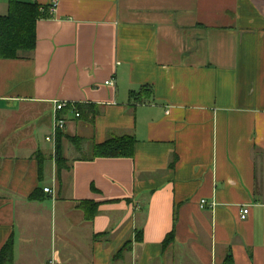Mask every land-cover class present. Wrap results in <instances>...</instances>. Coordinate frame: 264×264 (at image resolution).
Wrapping results in <instances>:
<instances>
[{"label":"crops","instance_id":"crops-1","mask_svg":"<svg viewBox=\"0 0 264 264\" xmlns=\"http://www.w3.org/2000/svg\"><path fill=\"white\" fill-rule=\"evenodd\" d=\"M50 13L34 53L0 60V252L12 240L14 264H264V0ZM55 102L74 106L54 139ZM122 136L134 157L92 158Z\"/></svg>","mask_w":264,"mask_h":264},{"label":"trees","instance_id":"trees-1","mask_svg":"<svg viewBox=\"0 0 264 264\" xmlns=\"http://www.w3.org/2000/svg\"><path fill=\"white\" fill-rule=\"evenodd\" d=\"M52 14L47 7H43L35 2H22L20 0H9V9L7 15L0 16V60L19 59L34 53L37 45V23L42 19L51 18ZM147 90L146 87L142 91ZM150 92V90H147ZM141 93L132 92L134 101L139 102ZM83 114L81 105L76 108ZM61 134V132H59ZM58 133V134H59ZM56 145V163L60 169L68 167L67 160L62 153L61 136L58 135ZM70 141L76 146L81 140L70 138ZM92 158H132L135 153V139L132 136L111 137L106 142L94 145L92 149ZM40 190L31 195L32 200H38ZM87 210L88 220H92L98 213V205L89 202H80L79 208ZM169 234L165 244L173 239ZM138 239L142 237L139 234ZM0 264H14V244L10 240L0 252ZM225 264H233L232 256H229Z\"/></svg>","mask_w":264,"mask_h":264},{"label":"built area","instance_id":"built-area-1","mask_svg":"<svg viewBox=\"0 0 264 264\" xmlns=\"http://www.w3.org/2000/svg\"><path fill=\"white\" fill-rule=\"evenodd\" d=\"M62 0H50V11L51 12H55L58 4L61 2ZM74 106L72 104H69L67 102H55V119H54V134L53 137L54 138L59 132H64L67 129V120L63 117L60 116L61 112H64L65 109L68 106ZM75 110V116L77 118H79L81 116L80 112L77 109ZM52 138H49L48 140H52ZM55 139V138H54ZM46 193H52V191L49 188L45 189ZM206 203V201H202V206H204ZM242 215L241 218L242 219H246L248 213H249V209L248 208H244L242 211Z\"/></svg>","mask_w":264,"mask_h":264}]
</instances>
